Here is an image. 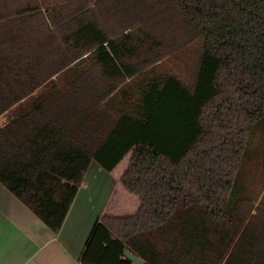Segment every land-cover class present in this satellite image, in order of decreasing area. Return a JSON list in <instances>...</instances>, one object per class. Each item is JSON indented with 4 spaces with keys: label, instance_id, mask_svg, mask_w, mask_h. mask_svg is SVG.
<instances>
[{
    "label": "trees",
    "instance_id": "obj_1",
    "mask_svg": "<svg viewBox=\"0 0 264 264\" xmlns=\"http://www.w3.org/2000/svg\"><path fill=\"white\" fill-rule=\"evenodd\" d=\"M191 42L192 86L149 74ZM10 110L0 184L54 232L92 162L129 155L140 205L97 221L80 264H264V0H0Z\"/></svg>",
    "mask_w": 264,
    "mask_h": 264
},
{
    "label": "crops",
    "instance_id": "obj_2",
    "mask_svg": "<svg viewBox=\"0 0 264 264\" xmlns=\"http://www.w3.org/2000/svg\"><path fill=\"white\" fill-rule=\"evenodd\" d=\"M116 168L108 172L92 162L58 232L0 184V264H80L97 221L132 214L140 205L121 183L125 168Z\"/></svg>",
    "mask_w": 264,
    "mask_h": 264
},
{
    "label": "rangeland",
    "instance_id": "obj_3",
    "mask_svg": "<svg viewBox=\"0 0 264 264\" xmlns=\"http://www.w3.org/2000/svg\"><path fill=\"white\" fill-rule=\"evenodd\" d=\"M200 57V47L197 43L191 42L190 44L184 46L182 49L175 52L169 57H164L159 62H156L152 65H155L153 68L148 67V72L157 73V74H173L178 77L182 82L188 86H192L195 80L196 71L198 68V61ZM153 69V70H150ZM153 71V72H152ZM128 80H126V83ZM126 87H131L130 85ZM121 94L118 95L120 97ZM11 113V110L6 113L5 117H2L0 120H6L7 116ZM129 161V155H127L122 162L116 168L117 172H121L123 168L127 165ZM252 164L255 162H251ZM258 170H255L253 180L257 177ZM261 177L263 178V172H260ZM261 179V178H260ZM264 190V188H263ZM261 198L260 196L257 199V202Z\"/></svg>",
    "mask_w": 264,
    "mask_h": 264
},
{
    "label": "water",
    "instance_id": "obj_4",
    "mask_svg": "<svg viewBox=\"0 0 264 264\" xmlns=\"http://www.w3.org/2000/svg\"><path fill=\"white\" fill-rule=\"evenodd\" d=\"M124 255H125L126 258L130 259L133 264H142L144 262L142 258L134 255L133 253H131L127 249H125Z\"/></svg>",
    "mask_w": 264,
    "mask_h": 264
}]
</instances>
